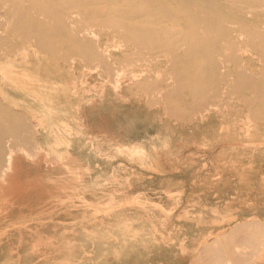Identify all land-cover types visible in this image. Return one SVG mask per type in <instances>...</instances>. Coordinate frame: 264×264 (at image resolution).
Returning a JSON list of instances; mask_svg holds the SVG:
<instances>
[{"label":"rangeland","instance_id":"1","mask_svg":"<svg viewBox=\"0 0 264 264\" xmlns=\"http://www.w3.org/2000/svg\"><path fill=\"white\" fill-rule=\"evenodd\" d=\"M0 36V264H264V0H0Z\"/></svg>","mask_w":264,"mask_h":264},{"label":"bare ground","instance_id":"2","mask_svg":"<svg viewBox=\"0 0 264 264\" xmlns=\"http://www.w3.org/2000/svg\"><path fill=\"white\" fill-rule=\"evenodd\" d=\"M13 24V23H12ZM11 24V25H12ZM4 35V34H2ZM1 37V36H0ZM34 41V40H33ZM10 72V71H9ZM5 73V72H4ZM8 79V78H7ZM10 79V78H9ZM12 81V80H11ZM1 82V81H0ZM4 85V84H3ZM1 87V86H0ZM5 88V87H4ZM8 133V131L6 132ZM247 135V134H246ZM12 146V145H11ZM29 146V145H28ZM10 147V146H9ZM9 147H8V150H9ZM12 147H10L11 149ZM22 148V147H21ZM19 150V149H18ZM23 150V149H22ZM11 151V150H10ZM27 151V150H25ZM28 152V151H27ZM5 153V147L3 146H0V156H2L3 154ZM9 154V153H8ZM23 169V168H22ZM18 171V167L17 166H13V165H4V163L0 160V174L3 175H6V176H10L12 179L13 177L16 178V173ZM13 176V177H12ZM2 177V176H1ZM16 181V180H15ZM12 194V193H11ZM12 196V195H11ZM232 218V217H231ZM233 219V218H232ZM230 220V219H228ZM221 223V222H220ZM212 233V232H211ZM231 256V255H230ZM233 257L232 260L233 262H235L236 264H242V263H246L248 260L243 258L242 256L240 255H237L236 253H233V255L231 256ZM231 259V258H230ZM233 263V264H235Z\"/></svg>","mask_w":264,"mask_h":264}]
</instances>
